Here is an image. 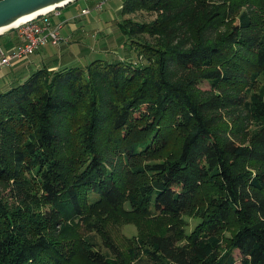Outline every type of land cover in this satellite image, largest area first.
I'll return each mask as SVG.
<instances>
[{
    "label": "trees",
    "instance_id": "1",
    "mask_svg": "<svg viewBox=\"0 0 264 264\" xmlns=\"http://www.w3.org/2000/svg\"><path fill=\"white\" fill-rule=\"evenodd\" d=\"M120 16L106 58L0 73V264H264V0Z\"/></svg>",
    "mask_w": 264,
    "mask_h": 264
},
{
    "label": "crops",
    "instance_id": "2",
    "mask_svg": "<svg viewBox=\"0 0 264 264\" xmlns=\"http://www.w3.org/2000/svg\"><path fill=\"white\" fill-rule=\"evenodd\" d=\"M85 2H88L91 7H96L99 1L85 0ZM122 4L123 3L118 5L117 8V11L119 13L118 14L119 18H120V8ZM75 5H76V1L67 4L63 8L58 9L59 12L58 14L50 13L49 16L51 17V20L53 22H56L59 19L65 23L68 22L73 24L77 16L84 14L82 13L84 9H89L88 7L84 6L80 8V12H79L76 11V9L74 8ZM115 24L117 25L116 20L114 19L111 20L110 24L107 25V29L105 28L103 36L98 37L99 42L97 41V38L95 40V42L96 43L98 42V44L100 45L102 53L105 54L109 53L110 55L111 53H113L115 49V47H113V44H111L112 38L111 36L108 35L109 30H112L113 32H117V34L120 36L121 33L118 26L116 27L117 29L113 28ZM71 27H73V25H71ZM73 33H74L73 30H69L66 32V34L65 33L64 35L62 34V36L68 38L69 40L71 38L70 42H73L74 45H68L65 47L62 46L63 48L60 47L62 44H60V46L57 47L50 44L44 45L39 50H37L33 55H31L29 59L23 60L21 62H15V63L11 62V64L5 68L4 73L7 71H13L17 68H20L21 70H24L26 68L36 69L42 67L43 65L55 69L64 66H85L90 61H92L94 57L92 54H90V51L87 47H81V45L80 46L75 45V41H74L75 36L73 35ZM0 38H1L0 45H2L6 50H11L16 45L21 43L23 40L15 29L7 30L6 32L0 35ZM62 49H64V51H62ZM75 61H79V63L81 64L78 63H77L78 65L73 64L76 63ZM23 66L25 67L23 68ZM1 76L2 75H0V87L5 82L4 76L2 77Z\"/></svg>",
    "mask_w": 264,
    "mask_h": 264
},
{
    "label": "rangeland",
    "instance_id": "3",
    "mask_svg": "<svg viewBox=\"0 0 264 264\" xmlns=\"http://www.w3.org/2000/svg\"><path fill=\"white\" fill-rule=\"evenodd\" d=\"M123 1L122 0H107L103 3V6L98 7L96 5L97 7L96 8V7H91L88 2H85V0H76V5L74 6L76 11L80 12V8L85 6L89 8V12L87 14L84 13V14L77 16L73 24L64 22L63 28L61 29L60 33L64 35V33L66 34L67 31L73 30L74 32L73 35L75 36V39H74L75 45L77 46L81 45V47H87L90 51V54H92L95 59L108 57L109 53L107 54L102 53L100 45L98 44L99 42L98 37L103 36L104 30L105 28L107 29V25L110 24L111 20L114 19L116 20V22L120 20L121 16L120 18L118 17L119 13L117 11V8H118V5L123 3ZM142 14L145 16L146 19L147 18L152 19L154 17L147 12H143ZM70 24L73 25V27H71ZM116 27L117 25L115 24L113 28L117 29ZM108 35L111 36L112 38L111 44H113V47H115V49H120L121 44L123 43L122 35L120 34L119 36L117 32H113L112 30H109ZM96 38L98 41L97 43L95 42ZM0 41H1V38H0ZM70 41H71V38L70 40L67 38V42L65 44H62L61 46L56 45V47L57 46L65 47L68 45H74V43ZM62 51H64V49H62ZM29 58L30 56L27 59ZM75 62L76 63H73V64H76V65L81 64L79 63V61H75ZM24 67L25 66H23V68ZM256 84L257 86L264 85V76H261V78L259 79V81L256 82ZM200 86L203 89L210 88V85L206 81L201 82ZM0 195L6 198L7 197L10 198L9 195H11L9 188L3 183H0ZM13 204L15 203L13 202ZM186 219L189 222V226L187 227V230L189 231L194 226V219H190L188 217ZM115 225H117L118 228L113 231V235L116 238V240H119V242H123L125 240L123 237H130V236L135 235L138 230L137 225L134 223L113 224L111 229H113Z\"/></svg>",
    "mask_w": 264,
    "mask_h": 264
},
{
    "label": "built area",
    "instance_id": "4",
    "mask_svg": "<svg viewBox=\"0 0 264 264\" xmlns=\"http://www.w3.org/2000/svg\"><path fill=\"white\" fill-rule=\"evenodd\" d=\"M105 1L107 0H99L97 6L101 7ZM82 12L87 13L89 9H84ZM63 24L64 22L59 19L53 22L51 17L45 14L17 26L18 33L23 40L10 51L0 46V71L10 62L15 63L27 59L41 46L66 42L60 33Z\"/></svg>",
    "mask_w": 264,
    "mask_h": 264
},
{
    "label": "water",
    "instance_id": "5",
    "mask_svg": "<svg viewBox=\"0 0 264 264\" xmlns=\"http://www.w3.org/2000/svg\"><path fill=\"white\" fill-rule=\"evenodd\" d=\"M73 1L75 0H0V35ZM47 8L50 9L44 11ZM29 15L33 16L24 18Z\"/></svg>",
    "mask_w": 264,
    "mask_h": 264
},
{
    "label": "bare ground",
    "instance_id": "6",
    "mask_svg": "<svg viewBox=\"0 0 264 264\" xmlns=\"http://www.w3.org/2000/svg\"><path fill=\"white\" fill-rule=\"evenodd\" d=\"M76 1V0H75ZM99 1V0H98ZM74 2V1H73ZM72 3V2H71ZM64 6H62V7H57L56 9H54V11H53V13H56V12H58V9H60V8H63ZM48 9H50V8H47V9H45L44 11H47ZM41 11H43V10H41ZM52 11H50V12H48V13H46V15H50V13H52ZM59 13V12H58ZM82 13H84V12H82ZM43 15H45V14H43ZM43 15H41V16H43ZM33 15H29V16H26V17H24V18H30V17H32ZM41 16H38V17H36V18H39V17H41ZM23 18V19H24ZM36 18H34V19H36ZM10 30V29H9ZM15 30L17 31V33H18V30H17V27H15ZM19 34V33H18ZM62 35V34H61ZM20 36V35H19ZM64 37V36H63ZM64 39H66V42H67V38L66 37H64ZM66 42H62V43H60V44H65ZM20 44V43H19ZM18 44V45H19ZM60 44H58V45H60ZM17 46V45H16ZM15 46V47H16ZM54 46H56V45H54ZM13 49V48H12ZM11 49V50H12ZM6 50V49H5ZM7 51H10V50H7ZM11 64V62L10 63H8V64H6V65H4V68L0 71V73L1 72H3L4 70H5V68L6 67H8L9 65Z\"/></svg>",
    "mask_w": 264,
    "mask_h": 264
},
{
    "label": "flooded vegetation",
    "instance_id": "7",
    "mask_svg": "<svg viewBox=\"0 0 264 264\" xmlns=\"http://www.w3.org/2000/svg\"><path fill=\"white\" fill-rule=\"evenodd\" d=\"M1 47H3L2 45H0ZM4 48V47H3ZM5 49V48H4Z\"/></svg>",
    "mask_w": 264,
    "mask_h": 264
}]
</instances>
